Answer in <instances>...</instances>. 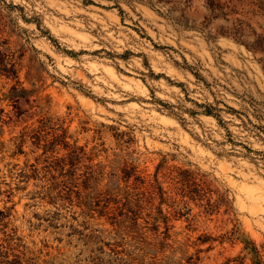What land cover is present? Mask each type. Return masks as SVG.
Listing matches in <instances>:
<instances>
[{"label": "rangeland", "instance_id": "374dc122", "mask_svg": "<svg viewBox=\"0 0 264 264\" xmlns=\"http://www.w3.org/2000/svg\"><path fill=\"white\" fill-rule=\"evenodd\" d=\"M0 211V264H264V0H0Z\"/></svg>", "mask_w": 264, "mask_h": 264}, {"label": "trees", "instance_id": "16d2710c", "mask_svg": "<svg viewBox=\"0 0 264 264\" xmlns=\"http://www.w3.org/2000/svg\"><path fill=\"white\" fill-rule=\"evenodd\" d=\"M2 70H4L5 71V67L2 65ZM6 71H8V70H6ZM205 110H204V113L206 114V115H212V116H217V115H215L212 111H211V108L210 107H208V105H205ZM68 192H69V189L68 190H66V192L65 193H67L68 194ZM0 213H1V211H0ZM251 252H252V254H253V263L254 264H260V260H259V258H258V255H257V253H256V248H255V246L254 245H251Z\"/></svg>", "mask_w": 264, "mask_h": 264}]
</instances>
